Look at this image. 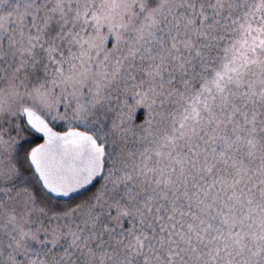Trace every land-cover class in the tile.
<instances>
[{"label":"snow or ice","instance_id":"obj_1","mask_svg":"<svg viewBox=\"0 0 264 264\" xmlns=\"http://www.w3.org/2000/svg\"><path fill=\"white\" fill-rule=\"evenodd\" d=\"M0 264H264V0H0Z\"/></svg>","mask_w":264,"mask_h":264}]
</instances>
